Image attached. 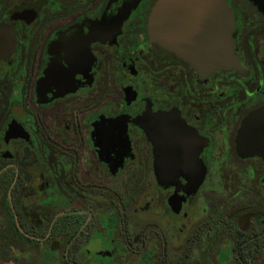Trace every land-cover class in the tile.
<instances>
[{"label":"flooded vegetation","instance_id":"1","mask_svg":"<svg viewBox=\"0 0 264 264\" xmlns=\"http://www.w3.org/2000/svg\"><path fill=\"white\" fill-rule=\"evenodd\" d=\"M157 1L0 0V264H264V135L238 145L264 12L225 0L235 60L208 70L151 39Z\"/></svg>","mask_w":264,"mask_h":264},{"label":"water","instance_id":"2","mask_svg":"<svg viewBox=\"0 0 264 264\" xmlns=\"http://www.w3.org/2000/svg\"><path fill=\"white\" fill-rule=\"evenodd\" d=\"M264 12V0H251ZM205 6H170L167 0H158L149 21L152 40L174 51L195 67L225 70L233 65L231 31L232 14L227 10L225 0H210ZM174 10V15L167 12ZM191 12L189 13V11ZM198 10L210 11L213 29L211 33L199 34L196 15ZM214 25L216 28L214 29ZM263 111L252 113L239 130V151L245 150L260 155L263 148L258 137L264 135L261 125ZM253 139V140H250ZM246 141H249L248 143Z\"/></svg>","mask_w":264,"mask_h":264}]
</instances>
